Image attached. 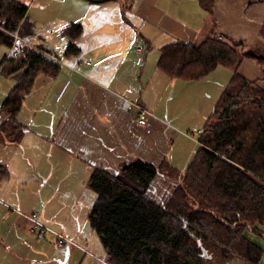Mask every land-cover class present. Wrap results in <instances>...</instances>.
I'll return each mask as SVG.
<instances>
[{
  "label": "trees",
  "instance_id": "obj_1",
  "mask_svg": "<svg viewBox=\"0 0 264 264\" xmlns=\"http://www.w3.org/2000/svg\"><path fill=\"white\" fill-rule=\"evenodd\" d=\"M196 1L212 14L215 0ZM27 10L19 0H0V46L11 45L9 33L19 26L22 36L33 34ZM80 33L79 24L62 29L68 39L65 55L78 54L73 41ZM246 58L264 73V57L224 33L212 31L196 42L173 41L159 48L156 67L169 79L200 81L218 67L230 78L184 172L167 155L157 164L136 156L115 172H90L87 185L94 198L87 218L109 264H208L212 252L218 264L233 258L261 264L264 251L250 236H264V87L240 73ZM2 64L1 71L15 83L0 105V132L13 141L24 132L17 116L25 96L40 75L56 77L60 65L36 49L13 59L4 56ZM6 177L0 173V180ZM169 185L175 188L164 202Z\"/></svg>",
  "mask_w": 264,
  "mask_h": 264
},
{
  "label": "crops",
  "instance_id": "obj_2",
  "mask_svg": "<svg viewBox=\"0 0 264 264\" xmlns=\"http://www.w3.org/2000/svg\"><path fill=\"white\" fill-rule=\"evenodd\" d=\"M19 1L27 7L28 22L34 26L33 34L25 37L33 49L53 54L51 58L60 65L56 77L40 78L42 82L25 96L17 116L25 125L21 141H51L60 153L77 154L91 171L104 168L115 172L136 156L157 164L167 153L165 138L169 134L164 113L160 118L154 115L152 105L144 103V92L160 93L182 81L172 83L157 69L160 47L173 41L196 42L215 31L254 48L264 23V0H215L212 14L204 12L196 0ZM70 23L79 24L81 33L73 41L78 54L67 56L68 39L61 31ZM140 44L142 50L138 49ZM220 68L214 70L218 73L214 80L223 90L230 72ZM239 71L264 87V73L254 61L244 59ZM39 97L41 104H52V110L27 119L24 107L28 99ZM122 99L131 105L123 109ZM137 105L148 111L145 124L138 121ZM2 136L5 144L11 142ZM0 170L7 174L0 180L1 221L11 217L19 223L20 216L10 202L19 206L15 208L21 207V201L14 200L21 183L11 180L8 165L0 163ZM91 198L89 208L93 193ZM0 249L11 257L15 254L6 244H0ZM224 264L245 263L233 258Z\"/></svg>",
  "mask_w": 264,
  "mask_h": 264
},
{
  "label": "rangeland",
  "instance_id": "obj_3",
  "mask_svg": "<svg viewBox=\"0 0 264 264\" xmlns=\"http://www.w3.org/2000/svg\"><path fill=\"white\" fill-rule=\"evenodd\" d=\"M263 49L264 31L253 50L264 57ZM5 50L6 46L1 45L0 57ZM46 56L51 58L53 55L49 53ZM216 72L200 81L179 80L182 82L177 86L160 93L144 92V103L147 107L152 105L154 115L160 118L164 113L169 134L165 138L168 150L165 155L181 173L189 166L198 148L199 131L223 91L214 80ZM44 76L38 78L36 86ZM179 81L174 79L172 83ZM14 83L12 76L0 72V105ZM40 98L28 99L24 107L27 108L24 109L27 119L39 118L41 112L47 115L52 110L53 105L41 104ZM48 120L53 118L48 117ZM23 127L25 131V125ZM22 138L19 135L16 140L5 144L0 133V163L8 165L14 183H21L14 200L22 203L20 208H15L19 206L10 202L14 205L10 207L20 216L19 223L11 221V217L1 221L3 216L0 215V244L8 245L15 253L11 257L0 249V264H103L101 260H106L104 248L87 218L92 199L87 185L90 168L78 159L77 154L60 153L51 141L46 143L35 139L22 142ZM174 188V185H169L166 189L164 202ZM35 212L38 213L37 220L51 230L46 231L42 239L37 237L32 223L24 217ZM56 234L67 239L61 247L57 245ZM251 239L264 251V236ZM211 257L208 264L221 263L216 252H212ZM261 264H264V256Z\"/></svg>",
  "mask_w": 264,
  "mask_h": 264
},
{
  "label": "built area",
  "instance_id": "obj_4",
  "mask_svg": "<svg viewBox=\"0 0 264 264\" xmlns=\"http://www.w3.org/2000/svg\"><path fill=\"white\" fill-rule=\"evenodd\" d=\"M9 34L11 35L12 42H11V45L8 47L7 54L5 55L6 60L17 58L20 55H22L25 51H27L28 49H33V46L30 44L29 40L25 36L21 35L20 26L14 32L9 33ZM138 49L142 50L143 45L140 44L138 46ZM2 68H3V64L0 66V72H1ZM129 105H131V102L126 100V99H122V101L120 102V107H122L123 109H125ZM136 108L138 110V121H139V123L145 124L147 117H148V111L145 110L144 108H142L141 106H138V105L136 106ZM24 217H26V219H28L32 223L33 232L36 233L38 238L42 239L44 237V234L46 231H51L47 227H45L41 222H39L37 220L38 213L35 212V213H32L30 216H24ZM66 242H67L66 238H64L61 235H57V245L59 247L63 246ZM101 262L103 264H109L107 262V260H104V261L101 260Z\"/></svg>",
  "mask_w": 264,
  "mask_h": 264
},
{
  "label": "water",
  "instance_id": "obj_5",
  "mask_svg": "<svg viewBox=\"0 0 264 264\" xmlns=\"http://www.w3.org/2000/svg\"><path fill=\"white\" fill-rule=\"evenodd\" d=\"M204 256H206V255L204 254Z\"/></svg>",
  "mask_w": 264,
  "mask_h": 264
}]
</instances>
